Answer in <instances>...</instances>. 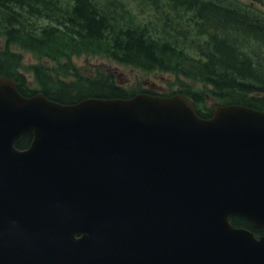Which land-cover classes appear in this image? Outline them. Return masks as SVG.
<instances>
[{"label": "water", "instance_id": "1", "mask_svg": "<svg viewBox=\"0 0 264 264\" xmlns=\"http://www.w3.org/2000/svg\"><path fill=\"white\" fill-rule=\"evenodd\" d=\"M231 216L264 228V112L202 119L183 94L64 106L0 78V264H264V236Z\"/></svg>", "mask_w": 264, "mask_h": 264}, {"label": "trees", "instance_id": "2", "mask_svg": "<svg viewBox=\"0 0 264 264\" xmlns=\"http://www.w3.org/2000/svg\"><path fill=\"white\" fill-rule=\"evenodd\" d=\"M0 35L48 61L32 67L35 79L41 92L62 104L135 95L113 73L89 76L72 61L104 53L202 83L217 103L264 111V12L241 0H0ZM22 60L20 53L0 49V76L31 96L37 91L20 72ZM182 93L197 104L205 100L204 90ZM198 114L208 118L212 112L198 108ZM31 141L22 136L16 146ZM231 222L264 235L243 218Z\"/></svg>", "mask_w": 264, "mask_h": 264}, {"label": "rangeland", "instance_id": "3", "mask_svg": "<svg viewBox=\"0 0 264 264\" xmlns=\"http://www.w3.org/2000/svg\"><path fill=\"white\" fill-rule=\"evenodd\" d=\"M241 1L264 11V0ZM131 3L135 5L134 2ZM146 11L147 9L144 11L138 10V13L142 15ZM0 49H9L22 55L23 61L20 71L26 75L32 87L38 88L39 86L35 80L32 66L46 61L42 60L32 51L24 50L15 44H8L7 38L4 35H0ZM72 61L83 73L88 75L104 74L108 71L114 72L119 83L135 91L152 90L158 93L170 94L185 89L195 92L204 90L205 100L200 108L204 111H209L215 106V100L208 93V86L206 87L202 83L177 76L170 72L144 71L130 65L116 62L104 53H82L73 56Z\"/></svg>", "mask_w": 264, "mask_h": 264}]
</instances>
